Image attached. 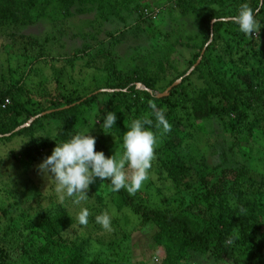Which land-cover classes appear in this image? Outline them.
<instances>
[{"label": "rangeland", "instance_id": "374dc122", "mask_svg": "<svg viewBox=\"0 0 264 264\" xmlns=\"http://www.w3.org/2000/svg\"><path fill=\"white\" fill-rule=\"evenodd\" d=\"M120 1L91 0L87 2L85 10L78 12L77 2L68 5L61 0H48L41 10L33 12L31 23H0V75L8 74L9 66L15 68L17 62L21 65L25 57L26 62L32 63L29 67H33V70L20 85H27L34 91L42 86L48 88V84L53 86L49 82L50 76L60 69L70 77V80L65 77L69 89L75 88L80 93L89 92L97 86H103V91L109 90L104 85H112L116 75L122 78L136 77L143 70L153 75L154 87L159 92L171 79L184 77L181 73L190 69L196 53L200 52L207 39H211L201 15L191 10V6L199 7L207 0H134L127 6L119 4ZM229 1L233 9L228 15L234 16L241 3L247 2L253 6L257 0ZM208 6L217 8L213 3ZM143 7L147 14L144 17L140 15ZM113 8L115 11L111 13ZM259 15L264 19V9ZM220 35L221 38L218 37V41L205 52L209 65L200 66L188 76L176 93L178 104L174 108L169 107L168 116H165L171 126L170 131L163 134L160 128L153 131L157 136L154 157L148 178L139 189L149 207L174 211L181 205L184 209L194 196L205 191V179L232 180L242 166L254 180L263 179L264 142L260 129H253L248 134L247 143L235 144L230 151L231 137L229 129L224 126L229 116L215 115L198 126L186 114L190 108L189 100L195 96L204 93L215 96L220 86L233 96L237 90L248 87V76L241 62L245 52L235 47L236 51L232 49L224 53L221 39L228 37V33L222 31ZM40 55L43 58H38ZM97 55L103 58V65L105 59L112 63L113 78L107 83L103 69L93 71L90 68ZM238 62L240 64L237 66ZM231 66L233 69L229 68ZM212 75L218 83L213 81ZM250 82L254 91H263L257 80ZM138 88L141 89L140 85ZM108 97V94L98 95L91 106L82 105L79 118L74 123L75 133L90 127L88 134L95 137L96 151H102L105 157L113 154L119 156L123 150L122 143L111 134L102 132L101 122L91 125L94 119L101 118L100 112ZM136 97L141 104L145 95L138 93ZM213 99L223 104L217 96ZM239 100L240 108L247 111L249 117L262 111L261 103L250 93L240 96ZM184 104L186 109H182ZM137 106L140 107L139 104ZM152 111L142 112L144 116H149ZM173 113L180 117L176 126L169 121ZM54 123L42 117L25 135L0 141V262L45 264L26 254L19 247V240L13 241L19 239L16 232L8 231V224L16 230L23 225V222L10 220L12 217L9 215L26 213V208L32 206L27 211L29 215H25L26 221L31 219L36 223L53 211L66 213L70 217L66 231L73 243L68 246L77 245L76 249L86 257L87 264H160L158 250L154 251L155 243L152 240L154 230L141 226L130 208L117 210L112 206L109 200L112 190L108 181L94 179L85 192L87 199L79 205L72 202L75 196L61 201L54 190V182L49 180L47 183L38 172L37 165L43 158L31 160L23 154V145L33 137L41 135L52 138L56 134ZM246 134L247 131L244 132ZM168 141L174 143V148L184 159L191 156L192 162L187 163L188 188V185L172 183L163 170V161L170 158L165 146ZM51 150H44L45 155L46 152L49 155ZM32 154L36 155L34 152ZM262 201L264 203V196ZM10 206H14V209H9L7 214L2 213V208L8 209ZM81 207L89 210L88 222L84 225L78 222ZM103 212L110 216V230L96 221V217ZM4 232L7 233L6 237ZM195 263L216 264L210 252L200 256Z\"/></svg>", "mask_w": 264, "mask_h": 264}, {"label": "trees", "instance_id": "16d2710c", "mask_svg": "<svg viewBox=\"0 0 264 264\" xmlns=\"http://www.w3.org/2000/svg\"><path fill=\"white\" fill-rule=\"evenodd\" d=\"M47 1L0 0V23L22 25L31 23L33 12L41 10ZM61 1L68 5L77 2V11L82 12L87 2L91 0ZM133 1L121 0L119 4L127 6ZM209 3L216 4L217 8L209 7ZM232 7V2L229 0H207L199 7L191 6L192 12L201 15L207 24L208 38L211 36V39L209 41L207 39L202 45L200 52L204 48L203 54L194 68L187 75L183 71L181 76L184 77H179L180 82L171 86L167 95L161 97H157V94L162 93L178 77L168 81L160 92L154 87L153 75L146 70L136 77L122 78L121 75H116L114 83L109 85L107 82L113 78V66L112 63L106 62V59L103 65V58L99 55L90 68L93 71L103 69L107 83L104 87L110 91H103V86H97L84 93H80L75 88L69 89L66 78L70 80V77L66 76L61 69L50 76L49 82L53 83V86L48 84V88L42 86L34 91L27 85H20L28 77L29 71L33 70V67H29L32 63L28 61L27 63L26 58H22L21 65L17 62L15 68L9 66L8 74L0 75V141L25 135L29 130H33L39 118H47L55 122L56 134L52 138L40 137L41 135L31 137L32 139L23 145V154L27 158L31 160H36L38 157L44 158L47 156L44 150L50 151L54 147V140L59 142L75 134L74 123L79 118L81 106L92 104L98 95L104 94H108L109 97L100 115L102 117L106 111L115 112L117 119L115 127L110 132L119 143H122L123 133L127 131L134 119L151 118L153 120L151 130L158 131L159 128L154 126V117L144 116L142 111H152L149 105L155 104L157 110L164 109L167 111L165 116H168L169 107L174 108L178 104L176 93L185 79L200 66L209 65L205 52L209 50L212 43L218 41V37L221 38L220 33L224 31L228 33V37L221 39L224 46L223 52H231L232 49L236 51L235 47L245 52L241 62L248 76L246 79L248 87L237 90V93L232 96L230 91L220 86L215 96L220 98L223 104L216 103L213 99L214 95L204 93L195 96L189 100L190 108L187 109V117L191 116L192 123L201 126L203 121L215 115L229 116L224 126L229 129L231 137L230 151L235 144L239 146L243 142L247 143L249 132L255 128L261 130L264 142V26L259 29L257 37L248 39L239 32L233 22V15H228ZM252 7L257 9V1ZM263 9L264 7H259L256 12V18L261 25H264V19L259 12L261 13ZM114 11V8L110 10L111 13ZM140 15L142 17L147 15L144 7ZM211 21L212 25H210ZM200 52L196 53L191 65L195 64ZM41 56L38 58H43ZM239 64L240 62L236 65ZM229 68L233 69V66ZM95 79L93 75V80ZM212 79L218 83L215 76L212 75ZM252 80H257L263 91H254L250 82ZM137 83H140V90L136 86ZM138 93L145 95L141 104L137 101ZM249 93L262 105V111H257L250 117L247 111L240 108L239 100L240 96ZM138 104L140 107L137 106ZM182 109H186V104ZM31 117H34L33 121L28 126L24 125ZM179 118L173 113L169 121L176 126ZM245 131H247L246 135H244ZM165 146L170 155L169 160L163 161L162 165L167 178L175 185H188L187 163L192 162L191 156L184 159V156L174 148V143L170 141ZM96 149L94 146L95 151ZM239 170L232 180L205 179V191L194 196L184 209L181 205L174 211L157 206L149 207L144 202L141 191L137 190L130 194L123 188L118 192L111 191L109 200L117 210L130 208L138 217L141 226H148L154 230L152 240L155 243L154 251L158 250L160 264H196L195 261L197 262L200 256L207 252L212 254L216 264H264V203L262 201L264 174L262 180L256 181L248 175L244 166ZM108 183L110 184L109 181ZM188 187L189 185L186 188ZM230 199L232 200L229 202ZM9 209H14V206L8 209L2 208V213L7 214ZM31 209L32 206L26 208V213H20L18 216L9 215L12 217L10 220L23 222L18 230L8 224V231L16 232L19 239L16 238L13 241L19 240V247L24 249L26 254L45 264H87L86 257L79 249H76L77 245L68 246L73 241L70 240L66 231V226L70 224V217L66 213L49 212L50 214H45L38 222L33 223L31 219L29 221L24 219L29 215L27 211ZM4 236L6 237L7 233L4 232ZM0 264L8 263L0 262Z\"/></svg>", "mask_w": 264, "mask_h": 264}, {"label": "clouds", "instance_id": "9594fccd", "mask_svg": "<svg viewBox=\"0 0 264 264\" xmlns=\"http://www.w3.org/2000/svg\"><path fill=\"white\" fill-rule=\"evenodd\" d=\"M259 7H264V0H257V9L243 2L232 17L239 32L249 38L257 37L259 29L264 26L256 18ZM149 107L153 109L151 115L155 120L154 126L160 128L162 134L170 131L165 110H157L155 104H150ZM116 119L115 112L106 111L101 118L94 119L91 125L101 122L102 132L111 134L110 130L115 127ZM152 127L151 118L132 120L123 133L122 152L119 156L113 154L108 157L102 151L94 150L95 137L88 134L90 127L84 128L66 140H54L50 154L37 165L38 172L47 183L49 180L54 182V190L61 201L75 196L76 199L72 202L77 205L87 199L85 192L94 179L109 181L114 192L123 188L130 194L134 193L148 178V170L154 157L157 136L151 130ZM88 216L89 210L81 207L78 222L81 225L87 224ZM96 221L110 230V216L107 212L98 215Z\"/></svg>", "mask_w": 264, "mask_h": 264}, {"label": "water", "instance_id": "95a60500", "mask_svg": "<svg viewBox=\"0 0 264 264\" xmlns=\"http://www.w3.org/2000/svg\"><path fill=\"white\" fill-rule=\"evenodd\" d=\"M210 25H212V21H211V24ZM210 38H211V36H210ZM210 40V39H209ZM208 43V42H207ZM206 43V44H207ZM203 51H204V48H202V50H201V53H200V55H199V57H198V59L196 60V62H195V64L194 65H192L191 67H190V69H188V71L185 73L186 75L194 68V66L197 64V62H199V60H200V58H201V55L203 54ZM180 80H181V78H178V79H176L170 86H168L162 93H159V94H157V97H161V96H164V95H167V92H168V90L170 89V87L171 86H173V85H176V84H178L179 82H180ZM139 85H140V83H137V87H139ZM34 119V117H31L29 120H28V122L27 123H25L24 125H27L31 120H33Z\"/></svg>", "mask_w": 264, "mask_h": 264}]
</instances>
